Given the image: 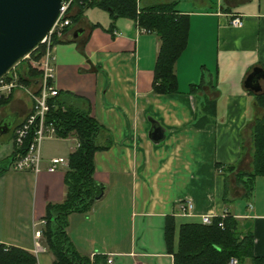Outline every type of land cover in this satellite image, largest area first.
I'll return each instance as SVG.
<instances>
[{"label":"crops","instance_id":"0c3cea01","mask_svg":"<svg viewBox=\"0 0 264 264\" xmlns=\"http://www.w3.org/2000/svg\"><path fill=\"white\" fill-rule=\"evenodd\" d=\"M167 1L177 2V12L190 20L188 45L176 63V93L153 90L161 40L132 18L112 23L108 10L89 7L68 28L66 41L55 45L53 84L79 97L78 105L90 104L113 137L109 149L94 155V178L105 186L104 194L88 211L68 216L67 234L76 251L93 260L112 254L114 264H174L166 243L168 216L179 227L227 213L240 230L253 232L254 253L264 256V175L256 177L251 198L233 182L226 202V180L234 172L221 169L251 168V130L264 111L244 81L255 66L264 68V0H142L141 5ZM235 13L242 14V26L231 24ZM93 23L98 25L92 28ZM79 41H85L83 52ZM201 81L192 91L191 84ZM210 101L215 113L207 125H198ZM32 104L15 88L0 107V161L13 153L15 129ZM154 126L164 132L160 141L152 138ZM59 138L66 146L58 152L43 147L40 172L9 167L0 174V245L29 250L38 264H55L43 235L37 240L35 232L43 234L47 204L66 196L68 168L50 172L49 160L68 158L79 145L74 136ZM4 142L12 143L7 152ZM242 199L243 209L236 202ZM181 202L192 205L189 214L180 213Z\"/></svg>","mask_w":264,"mask_h":264},{"label":"trees","instance_id":"16d2710c","mask_svg":"<svg viewBox=\"0 0 264 264\" xmlns=\"http://www.w3.org/2000/svg\"><path fill=\"white\" fill-rule=\"evenodd\" d=\"M176 3L167 1L150 6H138L137 0H78L69 8L68 16L71 24L77 23L85 9L99 6L108 10L112 23L119 17H129L142 29L156 32L161 45L154 68L153 90L157 93L170 94L179 91L176 63L188 45L190 30L188 15L177 12ZM97 25L93 23L92 28ZM64 36L55 38L54 45L66 41ZM84 45L85 41H79L82 52ZM44 52V45L39 44L30 54L34 59H40ZM24 61L25 59H22L6 78H11L15 73L20 83L37 87L42 73L29 63L23 70L17 71V67ZM203 83L201 81L191 84V90L200 89ZM249 91L254 94L257 105L264 111V89L257 93ZM10 97L11 95L1 98L0 107L7 104ZM75 98L79 97L59 90L56 96L49 99L51 107L47 122L53 123L58 137L74 136L78 139L79 145L68 157L69 167L64 177L65 199L47 204L46 224L42 235L48 249L54 254L55 264H107L106 256L98 255L91 260L80 255L67 234L68 216L73 212L88 211L103 196L105 186L94 178V155L97 151L109 149L113 144L110 131L91 114L90 104L86 107L80 106L74 101ZM206 110V116L198 125H207L210 122L211 116L215 113V103L210 101ZM251 131L253 144L251 168L237 169L234 165L221 168L227 174L234 172L233 176L236 178L234 183L241 186L243 196L246 198L253 195L256 177L264 175V113L256 118ZM28 145L29 140L20 149H14L10 157L6 158L7 163L0 164V174L9 169L14 160L27 152ZM220 167L217 164V168ZM230 179L227 177L226 180L224 193L226 202L229 187L232 185ZM220 221H223V226H219ZM165 235L167 249L174 256V264H230L232 257L237 258L239 264H245L248 260L251 264H264V256H257L254 253L253 232L240 230L237 219L231 214L225 218L215 216L211 224L185 222L179 227L174 216L170 215L166 219ZM0 264H38V259L29 250L1 244Z\"/></svg>","mask_w":264,"mask_h":264},{"label":"built area","instance_id":"2783aa9c","mask_svg":"<svg viewBox=\"0 0 264 264\" xmlns=\"http://www.w3.org/2000/svg\"><path fill=\"white\" fill-rule=\"evenodd\" d=\"M78 0H63L60 14L53 24L50 31L41 41V44L45 47L43 56L36 62H33L34 66L38 67L42 73L40 82L34 91L29 90V95L33 100V106L31 112L27 115L25 120L15 129V148L20 149L26 141L29 140L27 152L19 156L11 167L15 170H31L34 172H40L43 167V155L41 152V146L45 138L48 136L56 135V129L53 123L47 122V115L50 111L49 99L56 96L59 89L53 84L55 77V55H54V39L64 36L66 29L71 24V19L68 16L69 8ZM231 24L234 26H242L243 18L242 14H232ZM28 54L26 57H29ZM21 83L18 81V77L14 74L11 78L4 76L0 79V99L10 96L15 88H19ZM60 167H69V158L64 156H53L49 160L47 169L50 172L58 170ZM192 208L191 204L181 202L180 213L187 215ZM228 214L224 213L219 215L225 218ZM213 216L204 215L202 222L204 224H211L213 222ZM219 226H223V221L219 222ZM42 231L35 232L36 239H40ZM107 264H114L112 254H108ZM93 260V259H91ZM230 264H239L237 258L232 257Z\"/></svg>","mask_w":264,"mask_h":264},{"label":"water","instance_id":"95a60500","mask_svg":"<svg viewBox=\"0 0 264 264\" xmlns=\"http://www.w3.org/2000/svg\"><path fill=\"white\" fill-rule=\"evenodd\" d=\"M63 0H0V79L37 47L52 28ZM83 32L80 28L75 36ZM264 68L255 66L244 81L253 92L263 90ZM160 126H154L152 138H164Z\"/></svg>","mask_w":264,"mask_h":264},{"label":"rangeland","instance_id":"374dc122","mask_svg":"<svg viewBox=\"0 0 264 264\" xmlns=\"http://www.w3.org/2000/svg\"><path fill=\"white\" fill-rule=\"evenodd\" d=\"M141 1L142 0H137V3H138V6H140L141 5ZM142 6V5H141ZM94 8V7H93ZM86 10H88V9H86ZM25 59V61H24V63L22 64V65H20L19 67H17V71L19 70H23L24 68H25V65L27 64V63H29L32 67H34V68H37L38 70H39V68L38 67H36V66H34V64H33V62H36V61H38L39 59H34L33 58V56L30 54V56L29 57H25L24 58ZM15 74V73H14ZM19 89L21 90V91H23V92H25L29 97H30V99L32 100V98H31V95H29V90H32V91H34L35 89H36V87L34 86V85H26V84H22L21 83V86L19 87ZM12 95V94H11ZM32 103H33V100H32ZM6 105V104H5ZM5 105H3V106H5ZM32 106H33V104H32ZM2 107V106H1ZM31 110H32V107H31ZM31 110H30V112H31ZM9 118L11 119V116H9ZM4 138V137H3ZM8 138V137H7ZM0 139H1V141H2V138L0 137ZM69 142V141H68ZM5 143V142H4ZM70 143V142H69ZM6 144V143H5ZM11 144L12 143H8V144H6V146H4V147H6L5 149H7L6 150V152L7 151H9L8 149H10V146H11ZM15 144V143H14ZM66 142L65 141H63L61 138H59L57 135H52V136H48L47 138H45L44 139V141H43V143H42V146H41V152H42V148L44 147L45 148V150L46 151H48V152H58L59 150H62L65 146H66ZM250 148H251V150H250V154H251V159H252V150H253V144H252V139H251V146H250ZM247 153V151L245 150V154ZM43 155V154H42ZM43 157V156H42ZM43 159H44V157H43ZM7 161H8V159H4V160H2V161H0L1 163L0 164H6L7 163ZM252 164V163H251ZM234 181H236V178H235V176H233V177H231V179L229 180V182H230V184H233V182ZM241 202V203H239V204H241L240 205V208L241 209H243L244 208V206L247 204V201L244 199H242V200H236V202ZM235 202V201H234ZM235 202V203H236ZM107 260V259H106Z\"/></svg>","mask_w":264,"mask_h":264},{"label":"flooded vegetation","instance_id":"af4514ba","mask_svg":"<svg viewBox=\"0 0 264 264\" xmlns=\"http://www.w3.org/2000/svg\"><path fill=\"white\" fill-rule=\"evenodd\" d=\"M262 82V81H261ZM262 86H263V89H264V84H263V82H262Z\"/></svg>","mask_w":264,"mask_h":264}]
</instances>
